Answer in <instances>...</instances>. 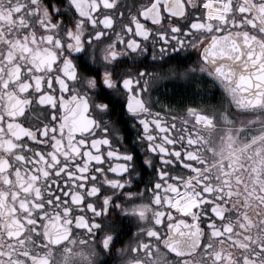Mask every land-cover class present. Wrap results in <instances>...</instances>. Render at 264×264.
Wrapping results in <instances>:
<instances>
[{
  "label": "snow or ice",
  "instance_id": "snow-or-ice-1",
  "mask_svg": "<svg viewBox=\"0 0 264 264\" xmlns=\"http://www.w3.org/2000/svg\"><path fill=\"white\" fill-rule=\"evenodd\" d=\"M217 90L264 109V0H0V264H226Z\"/></svg>",
  "mask_w": 264,
  "mask_h": 264
},
{
  "label": "flooded vegetation",
  "instance_id": "flooded-vegetation-1",
  "mask_svg": "<svg viewBox=\"0 0 264 264\" xmlns=\"http://www.w3.org/2000/svg\"><path fill=\"white\" fill-rule=\"evenodd\" d=\"M209 95L213 100H222L225 107L216 111L209 108L212 121L196 125L201 139L196 167L215 190L213 200L224 217L217 220V230H222V235L209 242L215 250L230 256L226 264H236L244 245L264 238V109L229 104L218 90ZM238 97L243 103V89ZM80 247L77 238L74 251L78 253ZM204 264L213 261L204 258Z\"/></svg>",
  "mask_w": 264,
  "mask_h": 264
},
{
  "label": "clouds",
  "instance_id": "clouds-1",
  "mask_svg": "<svg viewBox=\"0 0 264 264\" xmlns=\"http://www.w3.org/2000/svg\"><path fill=\"white\" fill-rule=\"evenodd\" d=\"M194 58L195 57H193V59ZM163 88H164V86L161 85V91H163ZM90 244H91V242H90ZM121 247H122V245L120 243L116 244L115 251H113L111 253V257L112 258L110 260H108V264H119V260L117 259L116 252H118ZM95 250H96V252L98 254V260L104 261L105 257H106V254H108L109 250L108 249H104L103 251H101L99 247H96Z\"/></svg>",
  "mask_w": 264,
  "mask_h": 264
}]
</instances>
